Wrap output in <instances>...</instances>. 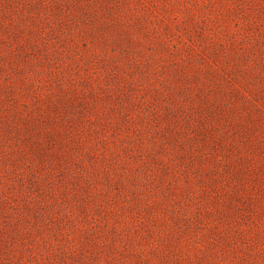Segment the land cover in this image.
I'll return each mask as SVG.
<instances>
[{
	"label": "rangeland",
	"instance_id": "rangeland-1",
	"mask_svg": "<svg viewBox=\"0 0 264 264\" xmlns=\"http://www.w3.org/2000/svg\"><path fill=\"white\" fill-rule=\"evenodd\" d=\"M0 264H264V0H0Z\"/></svg>",
	"mask_w": 264,
	"mask_h": 264
}]
</instances>
